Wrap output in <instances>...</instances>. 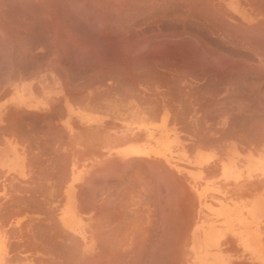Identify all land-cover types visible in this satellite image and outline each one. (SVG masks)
Masks as SVG:
<instances>
[{"label": "crops", "instance_id": "1", "mask_svg": "<svg viewBox=\"0 0 264 264\" xmlns=\"http://www.w3.org/2000/svg\"><path fill=\"white\" fill-rule=\"evenodd\" d=\"M249 2L218 0L241 19L249 6L252 38H264V0ZM129 11L124 0L106 6L0 0V264H162L164 181L175 188L174 236L184 238L176 264H264V133L242 134L236 116L228 124L221 117L212 123L210 103L203 100L190 102L187 111L174 106L164 134L162 116H148L141 72L99 67L103 60L107 67L145 60L140 30L210 24L109 15ZM100 12L109 16L99 20ZM101 36L125 43L100 47ZM195 43L210 45V33ZM224 55L254 61L250 75L264 91V52ZM51 61L58 62L57 71L47 67Z\"/></svg>", "mask_w": 264, "mask_h": 264}, {"label": "rangeland", "instance_id": "2", "mask_svg": "<svg viewBox=\"0 0 264 264\" xmlns=\"http://www.w3.org/2000/svg\"><path fill=\"white\" fill-rule=\"evenodd\" d=\"M119 1L121 3L123 2V0H83V4L106 6L108 5V3L111 5L118 4ZM124 1L125 5L130 8V11L125 13L121 12L109 14L113 16L114 19L137 20L148 23L168 24H174V21L198 22L199 24L204 23L205 25L210 24L211 26L210 29H174V27L146 28L140 30L141 32L145 33V38H141L140 42L141 49L143 50V52L141 51V54L146 56L145 60L114 61L109 62L108 67L107 62L99 61L100 69H112L115 67L116 72L120 69H123L125 70L126 73L124 74L126 75L133 74L131 72L134 70L136 72H141V76L143 79L145 78L146 83L148 116L163 117H161L163 123L161 122L160 127L162 128V132L164 134L167 133V128L165 126V116H170L174 119V106H176L177 108L181 106V109L185 111V108L189 106L190 102L192 103L193 101L197 102L203 100H207L210 103V109L213 111L212 112L210 110L212 123L214 122L215 118L221 117L220 123L222 124L224 122L223 120L226 118L225 122L228 124L230 116L231 119L234 116H237L239 120L240 118L242 120V125H244V127L242 126L244 133H246L245 131H248V133H250L252 130V132H264V126H262L263 124L259 123L256 125L255 123L256 120L261 121V119L264 118V91H261L262 87L256 85V83L253 82L255 78L250 75L251 66L255 64V62L251 60L230 61L224 60L219 57H225L224 53L226 52L239 51L244 54H249L251 53V51L264 52V38L256 39V34L254 37L255 39L252 38V30L248 29L250 28L249 6H246L248 11L244 12L242 19L238 18V27L220 29L214 28L212 27V25L214 26L219 22H222V20L236 21L237 19L235 18L236 16H234V14L226 12L225 8L220 5V3H218V0ZM212 9L215 11H213ZM109 15L105 12H100L97 15V19L103 20L106 19L105 17ZM100 31L103 32L112 30L100 29ZM204 32L210 33L211 35L212 43L210 45L195 43V40L197 38L202 39ZM257 40L260 41V44L256 43ZM236 41L238 43H235ZM106 42L114 43V45L112 46H106L111 49L122 48V43H125L124 41H112V39L108 40L107 38L101 36L99 40V46L104 47L103 45H105L104 43ZM114 53L116 55L122 56L127 55L126 53ZM189 56H194L195 59H188ZM204 56H207V59L203 60L202 57ZM89 63L90 62H88V64ZM84 64H87V62H85ZM236 64L237 66L239 65V68L240 65H242V70L239 71L238 74L239 76L236 75ZM47 67L51 70L57 71L58 62H47ZM126 79H128V77H126ZM204 80L205 83H207L206 86H203ZM236 80L237 86L235 84ZM213 113L215 114L213 115ZM238 114L242 117H240ZM251 118H255V120ZM246 119L252 122L250 123ZM244 123H246L247 125ZM172 125L174 126V123ZM148 133H152V130L149 129V126ZM165 183L167 184V182ZM166 184H164V187ZM162 192V264H176L177 254L179 258H181L182 255L181 250L183 248L184 238L180 236H174V233L178 232V230L174 226L173 219L174 189L165 187L163 188ZM170 196L172 197V199ZM177 250L179 252H177ZM180 262L179 264H181Z\"/></svg>", "mask_w": 264, "mask_h": 264}, {"label": "bare ground", "instance_id": "3", "mask_svg": "<svg viewBox=\"0 0 264 264\" xmlns=\"http://www.w3.org/2000/svg\"><path fill=\"white\" fill-rule=\"evenodd\" d=\"M246 1H247V0H246ZM198 2H199V1H198ZM204 2H205V1H204ZM239 2H240V1H239ZM252 2H253V1H252ZM254 2H255V1H254ZM205 3H206V2H205ZM240 3H243V2H240ZM249 3H250V2H249ZM203 4H204V3H203ZM203 4H202V5H203ZM208 5H209V4H208ZM244 5H246V4H244ZM250 5H251V4H250ZM252 5L254 6L255 4L252 3ZM252 5H251V6H252ZM258 5H259V4H258ZM30 6H31V5H30ZM36 6H37V5H36ZM36 6H35V7H36ZM120 6H121V5H120ZM209 6H210V5H209ZM82 7H83V6H82ZM86 7H87V6H86ZM113 7H114V6H113ZM203 7H204V6H203ZM91 8H92V7H91ZM210 8H211V7H210ZM254 8H255V7H254ZM37 9H38V7H37ZM201 9H203V8H201ZM205 9H206V7H205ZM207 9H208V8H207ZM214 9H215V8H214ZM256 9H259V8L256 6ZM212 10H213V9H212ZM254 10H255V9H254ZM89 11H90V10H89ZM204 11H205V10H204ZM213 11H215V10H213ZM216 11H218V10H216ZM219 11H220V10H219ZM246 11H247V10H246ZM257 11H258V14H261V15L263 14V13H260L261 9H260V11H259V10H257ZM93 12H94V11H93ZM261 12H262V11H261ZM206 13H207V12H206ZM213 13H214V12H213ZM222 13H223V12H222ZM202 14H203V13H202ZM217 14H218V13H217ZM34 15H35V14H34ZM219 16H220V13H219ZM258 16H259V15H258ZM7 17H9V16H7ZM34 17H35V16H34ZM83 17H84V16H83ZM199 17H200V16H199ZM81 18H82V17H81ZM94 18H95V17H94ZM221 18H222V17H221ZM235 18H236V17H235ZM235 18H234V19H235ZM83 19H84V18H83ZM222 19H223V18H222ZM236 19H237L236 21H238V18H236ZM12 20H14V19L12 18ZM219 21H220V20H219ZM222 21H223V20H222ZM17 25H18V24H17ZM28 25H29V24H28ZM30 25H31V24H30ZM257 25H258V24H257ZM259 25H260V24H259ZM262 25H263V24H262ZM212 26H213V25H212ZM217 26H218V25H217ZM226 26H227V25H226ZM226 26H225V27H226ZM79 27H80V26H79ZM101 27H102V26H101ZM228 27H229V26H228ZM237 27H238V25H237ZM239 27H240V26H239ZM252 27H253V25H252ZM255 27H256V26H255ZM260 27H261V26H260ZM38 28H39V27H38ZM91 28H92V27H91ZM99 28H100V27H99ZM218 28H219V27H218ZM230 28H232V26H231ZM240 28H241V27H240ZM262 28H263V27H262ZM220 29H222V28H220ZM237 29H238V28H237ZM248 29H249V30H252V29H250V28H248ZM260 29H261V28H260ZM30 30H31V29H30ZM74 30H75V29H74ZM81 30H82V29H81ZM246 30H247V29H246ZM252 31H253V30H252ZM254 31H255V30H254ZM256 31H257V30H256ZM34 32H35V31H34ZM40 32H41V31H40ZM100 32H101V31H100ZM233 32H234V31H233ZM224 33H225V32H224ZM241 33H242V32H241ZM252 33H253V32H252ZM99 34H101V33H99ZM249 34H250V33H249ZM263 34H264V33H263ZM263 34H262V35H263ZM253 35H254V34H253ZM238 36H239V35H238ZM246 36H247V35H246ZM234 37H235V36H234ZM258 39H259V38H258ZM66 41H67V40H66ZM239 42H240V41H239ZM243 42H244V41H243ZM248 42H249V41H248ZM237 43H238V42H237ZM97 44H98V43H97ZM95 45H96V44H95ZM239 45H240V44H239ZM251 45H252V44H251ZM101 46H102V45H101ZM237 46H238V45H237ZM111 52H112V51H111ZM212 52H213V51H212ZM251 52H252V51H251ZM72 53H74V52H72ZM97 53H98V52H97ZM215 53H216V52H215ZM77 54H78V53H77ZM167 54H168V53H167ZM110 55H111V54H110ZM97 56H98V55H97ZM236 56H237V55H236ZM94 57H95V56H94ZM248 57H249V56H248ZM72 58H73V55H72ZM84 58H85V57H84ZM151 58H152V57H151ZM215 58H216V57H215ZM217 58H218V56H217ZM225 58H226V57H225ZM225 58H224V59H225ZM85 59H86V58H85ZM80 60H81V59H80ZM89 60H90V59H89ZM74 61H75V60H74ZM103 61H104V60H103ZM104 62H106V61H104ZM95 64H96V63H95ZM113 65H114V64H113ZM236 65H237V64H236ZM236 67H237V66H236ZM228 68H229V67H228ZM109 69H110V68H109ZM112 69H113V68H112ZM238 69H239V68H238ZM92 71H93V70H92ZM111 71H112V70H111ZM118 71H119V70H118ZM232 71H233V70H232ZM237 72H238V71H237ZM243 72H244V71H243ZM94 73H95V72H94ZM191 73H192V72H191ZM204 73H205V72H204ZM234 73H235V72H234ZM256 73H257V72H256ZM115 74H116V73H115ZM121 74H122V73H121ZM238 74H239V73H238ZM122 75H123V74H122ZM238 76H239V75H238ZM89 77H90V76H89ZM179 78H180V77H179ZM240 79H241V78H240ZM92 80H93V79H92ZM223 80H224V79H223ZM236 81H237V80H236ZM249 81H250V80H249ZM213 82H214V81H213ZM90 83H91V82H90ZM217 83H218V82H217ZM241 83H242V82H241ZM257 83H258V82H257ZM263 83H264V81H263ZM91 84H92V83H91ZM123 84H124V83H123ZM215 84H216V82H215ZM173 86H174V85H173ZM124 87H125V86H124ZM117 89H118V88H117ZM243 89H244V88H243ZM258 89H259V88H258ZM178 94H179V93H178ZM183 95H184V94H183ZM79 96H80V95H79ZM252 96H253V95H252ZM228 97H229V96H228ZM69 98H70V97H69ZM231 98H232V97H231ZM245 98H246V97H245ZM75 99H76V98H75ZM78 99H79V98H78ZM247 99H248V98H247ZM226 100H227V99H226ZM221 101H222V100H221ZM224 101H225V100H224ZM263 101H264V99H263ZM217 102H218V101H217ZM222 102H223V101H222ZM235 102H236V101H235ZM52 103H53V102H52ZM236 103H237V102H236ZM217 104H218V103H217ZM242 104H243V102H242ZM245 104H246V103H245ZM257 104H258V102H257ZM262 104H263V102H262ZM56 105H57V104H56ZM201 105H202V104H200V107H201ZM53 106H54V105H53ZM60 106H61V105H60ZM221 106H222V105H221ZM239 106H240V105H239ZM255 106H256V105H255ZM257 106H258V105H257ZM203 107H204V106H203ZM230 107H231V106H230ZM235 107H236V105H235ZM240 107H241V106H240ZM244 107H245V105H244ZM252 107H253V106H252ZM204 108H206V107H204ZM207 108H208V107H207ZM217 108H218V107H217ZM51 109H52V108H51ZM185 109H186V108H185ZM241 109H242V108H241ZM244 109H245V108H244ZM263 109H264V108H263ZM206 110H207V109H206ZM210 110H211V109H210ZM225 110H226V109H225ZM242 110H243V109H242ZM255 110H256V109H255ZM19 111H20V110H19ZM186 111H187V110H186ZM211 111H212V110H211ZM227 111H228V110H227ZM263 111H264V110H263ZM209 112H210V111H209ZM212 112H213V111H212ZM215 112H216V111H215ZM245 112H246V111H245ZM182 113H183V112H182ZM201 113H202V111H201ZM201 113H200V114H201ZM207 113H208V112H207ZM220 113H221V112H220ZM220 113H219V114H220ZM230 113H231V112H230ZM234 113H235V112H234ZM241 113H242V112H241ZM214 114H215V113H213V115H214ZM231 114H232V113H231ZM260 114H261V113H260ZM228 115H230V114H228ZM238 115H239V114H238ZM189 116H190V115H189ZM239 116L242 117L241 115H239ZM24 117H25V116H24ZM26 117H27V116H26ZM212 117H213V116H212ZM236 117H237V116H236ZM257 117H259V116H257ZM162 118H163V117H162ZM230 118H231V116H230ZM255 118H256V117H255ZM255 118H251V119H254V120H255ZM200 119H201V118H199V120H200ZM227 119H228V118H227ZM232 119H233V118H232ZM257 119H258V118H257ZM260 119H261V118H260ZM263 119H264V118H263ZM12 120H13V119H12ZM50 120H51V119H50ZM207 120H209V119H207ZM246 120H248V119H246ZM200 121H201V120H200ZM200 121H199V123H200ZM257 121H258V120H256V123H257ZM261 121H262V119H261ZM261 121H260V122H261ZM235 122H236V121H235ZM245 122H246V121H245ZM248 122L251 123L252 121H249V120H248ZM162 123H163V122H162ZM199 123L196 124V125L198 126ZM213 123H214V122H213ZM233 123H234V122H233ZM240 123H241V121H240ZM16 124H18V123L16 122ZM201 124H202V123H201ZM211 124H212V123H211ZM244 124H246V123H244ZM246 125H247V124H246ZM246 125H245V126H246ZM256 125H257V124H256ZM19 126H20V125H19ZM242 126L244 127V125H242ZM242 126H241V127H242ZM254 126H255V125H254ZM258 126H259V125H258ZM262 126H264V124H263ZM15 127H16V126H15ZM260 127H261V126H260ZM6 128H7V127H6ZM209 128H210V127H209ZM209 128H208V130H209ZM254 128H255V127H254ZM258 128H259V127H258ZM55 129H56V128H55ZM57 129H58V128H57ZM184 129H185V128H184ZM184 129H183V130H184ZM198 129H199V128H198ZM200 129H202V128L200 127ZM262 129H263V128H262ZM206 130H207V129H206ZM217 130H218V129H217ZM238 130H239V129H238ZM257 130H258V129H257ZM57 131H58V130H57ZM199 131H200V130H198L197 133H198ZM210 131H211V130H210ZM214 131H215V130H213V132H214ZM252 131H253V130H252ZM252 131H251V132H252ZM261 131H262V130H261ZM8 132H9V131H8ZM211 132H212V131H211ZM235 132H236V131H235ZM245 132L248 134V131H245ZM56 133H57V132H56ZM217 133H218V132H217ZM237 133H239V132H237ZM241 133H242V131H241ZM252 133H253V132H252ZM260 133H261V132H260ZM263 133H264V132H263ZM224 134H225V133H224ZM226 134H227V133H226ZM228 134H229V133H228ZM242 134H244V132H243ZM250 134H251V133H249L248 135L250 136ZM258 134H259V133H258ZM200 135H201V133H200ZM236 135H237V134H236ZM245 135H246V134H245ZM245 135H244V136H245ZM261 135H262V138H264V136H263L264 134H261ZM52 136H53V135H52ZM198 136H199V133H198ZM244 136H243L242 138H244ZM255 136H256V135H255ZM240 137H241V136H240ZM217 138H219V137H217ZM251 138H252V137H250L249 139H251ZM255 138H256V140H259L257 137H255ZM255 138H253V139H251V140L255 141ZM230 139H232V138H230ZM234 139H235V138H234ZM240 139H241V138H239V140H240ZM212 140H213V139H212ZM242 141L245 142L244 140H241V142H242ZM247 142H248V140H247ZM255 142H256V141H255ZM255 142H254V144H255ZM248 143H249V142H248ZM243 144H244V143H243ZM256 144H258V143H256ZM52 145H53V144H52ZM214 145H215V144H214ZM30 150H31V149H30ZM249 153H250V152H249ZM257 153H258V152H257ZM57 160H58V159H57ZM60 162H61V161H60ZM117 164H118V163H117ZM146 165H147V164H146ZM117 166H118V165H117ZM155 166H158V165H155ZM115 167H116V166H115ZM116 168H118V167H116ZM141 168H142V167H141ZM155 168H156V167H155ZM36 169H37V168H36ZM155 170H156L155 172L158 171V169H155ZM110 171H112V169H111V170L109 169V172H110ZM160 171H161V169L158 171V173H159ZM163 171H164V170H163ZM153 172H154V170H153ZM160 173H161V172H160ZM55 174H56V173H55ZM156 174H157V173H156ZM162 174H164V173L162 172L161 175H162ZM52 175H53V174H52ZM113 175H114V174H113ZM159 175H160V174H159ZM159 175H158V176H159ZM165 175H166V174H165ZM154 176H156V175H154ZM162 176H163V175H162ZM91 177H92V176H91ZM159 177H160V176H159ZM152 178H153V177H152ZM166 178H168V177H166ZM162 179H163V178H162ZM169 179H170V178H169ZM157 180H158V179H157ZM171 180H172V179H171ZM166 181H167V180H166ZM171 183H172V182H171ZM164 184H166V183L164 182ZM167 184H168V181H167ZM167 184H166V185H167ZM170 185H171V184H170ZM170 185H169V186H170ZM173 185L176 186V184H173ZM88 186H89V185H88ZM173 187H174V186H173ZM164 188H165V187H164ZM166 188H167V186H166ZM178 188H180V187H178ZM174 189H175V188H174ZM169 190H170V189H169ZM170 191H171V190H170ZM175 192H176V191H175ZM175 194H176V193H175ZM176 195H177V194H176ZM79 196H80V195H79ZM81 196H82V194H81ZM81 196H80V197H81ZM82 197H83V196H82ZM170 197H171V196H170ZM75 198H78V197H75ZM83 198H84V197H83ZM83 198H82V199H83ZM174 198H175V196H174ZM17 199H19V198H17ZM171 199H172V197H171ZM178 199H179V197H178ZM78 200H79V199H78ZM84 200H85V198H84ZM76 201H77V200H76ZM81 201H82V200H81ZM174 201H175V200H174ZM176 201H178V200H176ZM18 202H19V201H18ZM106 202H107V201H106ZM80 203H81V202H80ZM83 203H84V202H83ZM166 204H167V203H166ZM17 205H18V204H17ZM82 205H83V204H82ZM85 205H86V204L84 203V206H85ZM89 205H90V204H89ZM86 206H87V205H86ZM87 207H88V206H87ZM169 207H170V206H169ZM169 207H168V208H169ZM79 208H80V207H79ZM86 209H87V208H85V210H86ZM85 210H84V211H85ZM86 212H87V211H86ZM102 212H103V211H102ZM14 214H15V213H14ZM110 214H111V213H110ZM118 214H119V213H118ZM177 214H178V213H177ZM98 216H99V215H98ZM138 216H139V215H138ZM105 217H106V216H105ZM136 217H137V216H136ZM102 218H103V217H102ZM110 218H111V217H110ZM113 219H114V218H113ZM173 219H174V218H173ZM128 220H129V219H128ZM170 220H171V218H170ZM0 221H1V220H0ZM103 222H105V220H104ZM130 222H131V221H130ZM38 223H39V222H38ZM100 224H101V223H100ZM162 224H163V223H162ZM1 225H2V224H1ZM130 225H131V224H130ZM3 226H4V223H3ZM45 226H46V225H45ZM47 226H48V225H47ZM101 226H102V225H101ZM42 227H44V226H42ZM117 229H118V228H117ZM48 230H49V229H48ZM107 231H108V230H107ZM133 232H134V231H133ZM111 233H112V232H111ZM165 234H166V233H165ZM36 235H37V234H36ZM41 235H42V234H41ZM113 235H114V234H113ZM102 236H103V235H102ZM111 237H112V236H111ZM100 238H101V236H100ZM107 238H108V237H107ZM48 239H49V238H48ZM101 239H102V238H101ZM109 239H110V238H109ZM120 239H121V238H120ZM172 239H173V238H172ZM37 241H38V240H37ZM52 241H55V240H52ZM100 241H102V240H100ZM100 241H98V242H100ZM107 241H108V240H107ZM120 241H121V240H120ZM50 242H51V241H50ZM98 242H97V243H98ZM109 242H110V240H109ZM112 242H113V241H112ZM114 242H115V241H114ZM131 242H132V241H131ZM131 242H130V243H131ZM58 243H59V241H58ZM118 243H119V242H118ZM165 243H166V242H165ZM61 244H62V243H61ZM63 244H64V243H63ZM63 244H62V245H63ZM104 244H105V243H104ZM120 244H121V242H120ZM131 244H132V243H131ZM50 245H51V244H50ZM111 245H112V243H111ZM117 245H119V244H117ZM56 246H57V245H56ZM97 246H99V243H98ZM97 246H96V247H97ZM101 246H102V245H101ZM104 246H105V245H104ZM106 246H108V245H106ZM113 246H114V245H113ZM50 247H51V246H50ZM114 247H115V246H114ZM117 247H119V246H117ZM170 247H171V246H170ZM73 248H74V246H73ZM73 248H72V249H73ZM100 248H101V247H100ZM105 248H106V247H105ZM115 248H116V247H115ZM115 248H114V249H115ZM167 248H169V247H167ZM58 249H59V248H58ZM61 249H62V248H61ZM107 249H108V247H107ZM114 249H113V250H114ZM131 249H132V248H131ZM131 249H130V251H131ZM133 249H134V248H133ZM133 249H132V250H133ZM140 249H141V248H140ZM111 251H112V250H111ZM128 251H129V250H128ZM130 251H129V252H130ZM138 251H139V249H138ZM138 251H135V253L138 252ZM62 252H63V251H62ZM113 252H114V251H113ZM64 253H65V252H64ZM103 253H104V252H103ZM103 253H101V255H102ZM107 253H109V252H107ZM110 253H111V252H110ZM114 253H115V252H114ZM114 253H112V254H114ZM127 253H128V252H127ZM133 253H134V251H133ZM135 253H134V254H135ZM116 254H117V250H116ZM116 254H115V255H116ZM136 254H137V253H136ZM103 255H104V254H103ZM106 255H107V254H106ZM109 255L111 256V254H109ZM115 255H113V256L115 257ZM118 255H119V254H118ZM120 255H121V253H120ZM123 255H124V254H123ZM127 255H128V254H127ZM168 255H169V253H168ZM93 256H94V255H93ZM104 256H105V255H104ZM110 256H109V258L112 257V256H111V257H110ZM125 256H126V255H125ZM134 256H135V255H133L132 257H134ZM128 257H129V256H128ZM136 257H137V255H136ZM121 258H122V257H121ZM106 259H107V258H106ZM126 259H128V258H126ZM131 259H132V258H131V256H130V260H131ZM120 260H121V259H120ZM120 260H119V262H121ZM122 260H123V259H122ZM136 260H137V259H136ZM108 261H110V260H108ZM114 261H116V260H114ZM114 261H113V262H114ZM125 261H126V260H125ZM133 261H135V260H133ZM130 262H132V260H131ZM130 262H129V263H130ZM170 262H171V261H170ZM170 262H169V263H170ZM114 263H115V262H114ZM114 263H113V264H114ZM121 263H122V262H121ZM129 263H128V264H129ZM135 263H136V262H135ZM118 264H119V263H118ZM136 264H137V263H136Z\"/></svg>", "mask_w": 264, "mask_h": 264}]
</instances>
